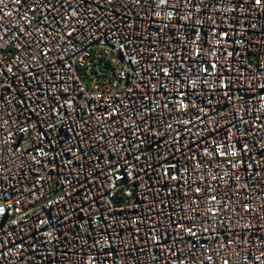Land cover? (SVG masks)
Here are the masks:
<instances>
[{"label":"built area","instance_id":"obj_1","mask_svg":"<svg viewBox=\"0 0 264 264\" xmlns=\"http://www.w3.org/2000/svg\"><path fill=\"white\" fill-rule=\"evenodd\" d=\"M0 264H264V0H0Z\"/></svg>","mask_w":264,"mask_h":264},{"label":"snow or ice","instance_id":"obj_2","mask_svg":"<svg viewBox=\"0 0 264 264\" xmlns=\"http://www.w3.org/2000/svg\"><path fill=\"white\" fill-rule=\"evenodd\" d=\"M258 2H259V0H258Z\"/></svg>","mask_w":264,"mask_h":264}]
</instances>
